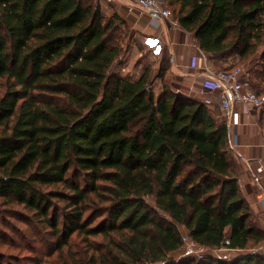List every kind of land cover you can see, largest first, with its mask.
<instances>
[{
  "label": "trees",
  "instance_id": "1",
  "mask_svg": "<svg viewBox=\"0 0 264 264\" xmlns=\"http://www.w3.org/2000/svg\"><path fill=\"white\" fill-rule=\"evenodd\" d=\"M163 1L210 59L264 44V0ZM123 24L92 0H0V202L43 229L33 264H264L226 125L169 88L167 60L110 74ZM258 65L264 82V46ZM179 227L244 253L176 259Z\"/></svg>",
  "mask_w": 264,
  "mask_h": 264
},
{
  "label": "built area",
  "instance_id": "2",
  "mask_svg": "<svg viewBox=\"0 0 264 264\" xmlns=\"http://www.w3.org/2000/svg\"><path fill=\"white\" fill-rule=\"evenodd\" d=\"M116 0H98L106 5H110L113 12L117 11L113 5ZM128 15L146 13L150 16V22L155 28H159V20H162L171 29L183 30L174 19L171 10L165 5L163 0H121ZM142 46L149 52L153 58H159L163 52V42L158 35L143 36L141 40ZM196 56L193 59L201 60L205 65L206 77L197 86V89L189 88L188 92L173 89L176 94L185 96L186 98L196 99L211 112L217 114L218 121L224 122L229 134L230 144L234 152V156L238 157L235 152L237 147L238 128L242 125L241 117L249 114L252 110L257 113L264 111V96H258L252 89L251 80L254 77L252 72L243 67L233 66L226 69H209V55L203 52L195 45ZM198 57V58H197ZM250 115V114H249ZM254 172L256 175L264 174V155L254 164ZM254 182L260 187L259 192L255 196L257 204L264 208V185L260 183L258 177L253 178ZM249 180L244 182L238 180L239 187L244 186ZM261 184V185H260ZM264 225V220L262 221ZM181 247L177 252L176 259L191 257L194 260H201L212 257L220 260H230L234 255L242 253L241 249L230 248V240L226 236L223 238L219 247L207 248L198 245L179 227ZM264 252V246L253 249L252 251Z\"/></svg>",
  "mask_w": 264,
  "mask_h": 264
},
{
  "label": "crops",
  "instance_id": "3",
  "mask_svg": "<svg viewBox=\"0 0 264 264\" xmlns=\"http://www.w3.org/2000/svg\"><path fill=\"white\" fill-rule=\"evenodd\" d=\"M113 7L126 25L134 31L137 44L142 46L141 40L143 36L154 34L161 38L163 52L156 59L157 68L155 67L153 73L157 71L158 64L160 65L164 59L169 63L167 75H170V79L175 83V86L187 87L189 84L198 86L205 79L206 73L203 67L205 64L198 57V59H193L192 56H196L197 53L196 44L188 32L171 29L162 20L158 21L159 28H161V31H159L150 22L151 19L148 14L128 15L121 0H116ZM212 61L213 59L208 64L209 69H217ZM228 67L224 65V69ZM155 84L161 86L159 80ZM212 114L217 118V114L214 111H212ZM249 114H244L241 117L242 125L238 128V145L235 149L238 157L234 156V158L237 164L238 180L240 179L244 182L249 180L244 186L239 187L243 198L248 202L254 213L264 216V208L255 201V196L259 192L260 187L253 180V178L258 177L260 183L264 185V174L256 175L254 172V164L264 155V129H262L264 119L255 110H252Z\"/></svg>",
  "mask_w": 264,
  "mask_h": 264
},
{
  "label": "rangeland",
  "instance_id": "4",
  "mask_svg": "<svg viewBox=\"0 0 264 264\" xmlns=\"http://www.w3.org/2000/svg\"><path fill=\"white\" fill-rule=\"evenodd\" d=\"M92 1L99 4L104 15H111L113 13L110 5L98 2V0ZM172 8L174 9L172 6L169 9L173 10ZM121 29V39L124 52L110 68V74L118 77L128 75L134 79L138 77L144 67H149L150 71L153 73L155 67L157 68L156 58L151 57L149 52L143 46L137 44V38L134 31L126 25L125 21L121 26ZM263 46L264 44L260 45L253 55L247 59L241 60L236 54L230 53L223 58H213L212 63H214V66L217 69H224V65L229 67H243L249 72H252L254 76L256 73L257 76V73L259 72L258 59ZM165 82L171 90L179 89L180 91H183L182 93L188 92L189 88L194 90L197 89L196 84H189L187 87L175 86V83L172 82L169 74H166ZM251 84L257 93H264V82L258 76L253 77ZM159 89L160 86H157L156 84L155 92L158 93ZM259 114L264 119V111ZM262 129H264V125ZM14 212H20L30 216V213L22 209L21 206L14 204L3 205L0 202V253L9 260L10 264H33L35 258L43 260V254L46 253V244L43 243V229L36 227L34 225L35 223L33 224L25 221V219L15 215ZM253 218L264 233V225L262 223L264 216L259 213H253ZM36 228L40 230V233H35L33 231ZM263 246L264 245H261L257 248ZM252 250L253 249H248L246 251L252 252ZM258 251L259 250L257 249L256 252ZM241 252L244 253V251ZM177 254L178 253H175L173 255L176 257Z\"/></svg>",
  "mask_w": 264,
  "mask_h": 264
}]
</instances>
